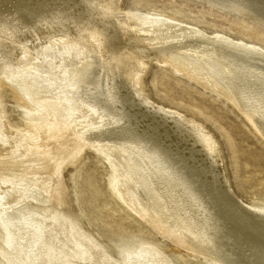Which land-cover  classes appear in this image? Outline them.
<instances>
[{"label":"bare ground","instance_id":"bare-ground-1","mask_svg":"<svg viewBox=\"0 0 264 264\" xmlns=\"http://www.w3.org/2000/svg\"><path fill=\"white\" fill-rule=\"evenodd\" d=\"M198 1L264 27V0ZM174 10L0 0V264H264V200L242 205L204 123L143 83L154 62L230 102L264 140V41ZM86 149L117 201L73 210L62 173ZM83 218L116 230L104 240Z\"/></svg>","mask_w":264,"mask_h":264},{"label":"rangeland","instance_id":"rangeland-1","mask_svg":"<svg viewBox=\"0 0 264 264\" xmlns=\"http://www.w3.org/2000/svg\"><path fill=\"white\" fill-rule=\"evenodd\" d=\"M146 1L148 3L144 6L143 3L134 0H119V5L124 10H148L149 12L153 9L168 12L175 8L174 11L188 16L187 20L207 26L209 29L225 31L239 37L234 33V30L240 28L252 35L259 36L264 41V27L261 25L231 14L226 15L223 11L209 7L198 0ZM160 72L166 80V82L164 81L166 87L150 82ZM143 83L148 96L155 102L163 103L169 106L170 109H176L187 117L193 116L195 121L204 123L205 128L213 135L220 146L231 193L236 199L238 198L237 200L242 205L245 203H256L255 205H257L264 200V140L252 130L249 122L237 112L230 102L203 89L192 80L168 69L161 70L154 62L149 64L143 76ZM170 97L173 99L170 100ZM7 110L9 119L16 117L15 113L9 112V107ZM81 163L82 165L77 170H74V165H68L62 173L63 182L70 192L72 209L77 210L78 206L83 209L86 207L84 200L89 205L88 202L96 195L98 200L117 201L115 197L109 195L106 164L97 163L94 153L89 149H86L82 154ZM70 173L72 174L70 175ZM85 176H89L94 186H91L84 195L81 187L84 184ZM109 207L110 205L102 206L99 213L103 216L108 213L112 218H118L123 213L120 210L112 211ZM83 223L84 227L93 233H103L102 239L104 240H106V235L111 236V232L116 230L114 227L103 226V228H100V226L93 224L90 226L86 218H83ZM126 223H128L125 225L127 231L135 228L134 221L127 220ZM262 226L261 228L264 229ZM147 230L151 231L150 228L147 229V226L144 227V231ZM152 233H154L153 230ZM257 234L264 236L262 232ZM132 236L136 238L139 235L134 233V235L128 237L131 238ZM155 237L159 238L157 235ZM165 242L166 244L169 242L167 246H173L172 242ZM190 263L195 264L193 260Z\"/></svg>","mask_w":264,"mask_h":264}]
</instances>
